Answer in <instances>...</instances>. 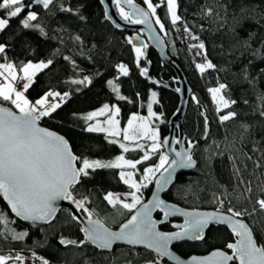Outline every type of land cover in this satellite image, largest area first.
<instances>
[{"label":"snow or ice","instance_id":"6c2138e0","mask_svg":"<svg viewBox=\"0 0 264 264\" xmlns=\"http://www.w3.org/2000/svg\"><path fill=\"white\" fill-rule=\"evenodd\" d=\"M96 2L105 4V0ZM111 3L120 19L127 23L145 25L150 33L156 31L155 24L165 37L170 35V30L178 33L172 41L173 46L177 40L184 43L201 76L209 70L232 75L231 82L217 75L215 86L206 89L217 131L223 134V140L212 136L206 110L200 112L203 117L200 137H176L174 141L161 139L156 122L164 123L163 113L154 111V104L159 103L158 93L149 89L147 115L132 113L123 129L117 119L121 109L115 104H104L82 117L74 113L75 119L84 121V131L104 134L107 144L118 145L121 150V154L107 160L78 154L65 136L41 126V121L52 119L72 93L49 89L35 99H30L27 93L35 83L37 73L61 63L69 66L75 77L77 70L83 72L77 63V53L82 60L95 59L90 53L85 56L83 51L84 48H96L95 43L86 41L81 34H69L68 40L59 35L60 31H66L61 19L88 22L89 17L84 14L87 5H74L71 0H0V36L5 37L0 41V199L5 202L0 206V241L28 240L32 228L42 229L44 225L53 224L60 210L57 201H68L75 209V212H69L68 227L77 231L59 235L58 244L64 249L91 248L102 256V264H116L119 244L127 246L130 253L125 264H136L131 253L137 246L155 254L144 264H161L164 258L171 264H264V243L257 237L254 222L257 215L264 216V0H217L215 7H204L201 0L195 15L215 24L212 32L222 41L216 45V51L228 67H221L210 59L204 36L209 28L204 23L194 28L181 14L180 0H140V3L111 0ZM37 7L41 12L33 10ZM161 8L171 29L157 14ZM44 17L56 18V36L50 35L41 24ZM103 17L111 19L107 8ZM18 18L20 32L13 31L9 38L7 32L11 21ZM115 26L121 27L120 24ZM24 32L55 39L58 45L65 46V50L73 45L76 53L64 54L59 46H55L45 59L35 62L13 60L9 57L12 41ZM150 39L161 42L159 35L150 36ZM135 41H140L139 35L126 38L135 54L133 63L139 76L158 85L160 82L150 76L149 68L142 65V61L151 63L145 52L148 45ZM113 67L116 75L111 79L103 80L100 72L95 75L101 77L118 101L133 103L121 94L118 83L121 77L131 76L129 66L119 62ZM67 83L77 86L75 90L79 91L81 87L93 86L94 80L90 75H81ZM236 89L240 91L239 96L233 95ZM135 97L138 99L140 93H135ZM192 100L198 106L201 103L196 96ZM130 152L142 155L127 158L126 154ZM225 157L228 176L224 183L214 181L199 191L191 189L196 198L208 200L214 206L213 211H188L161 197L169 186H174L178 170L197 169L201 158L211 168L214 160L223 161ZM98 170H112L127 188L123 193L106 190L102 197L117 213L125 216L115 230L90 207L89 195L81 194V188ZM153 183L156 190L145 202L143 190ZM154 212L162 213V217L154 219ZM170 217H183V223L173 225L176 231H160L158 225L166 224ZM17 220L27 223L18 224ZM211 225L218 231L222 228L228 237L222 247L209 245ZM18 228L22 230L18 231ZM73 235L76 238H72ZM180 241L200 242L208 245L210 251L206 255L181 253L179 245L173 244ZM34 244L27 255L23 246L7 253L0 248V264H51L49 258L35 250L43 247L41 242ZM83 264L91 262L84 260Z\"/></svg>","mask_w":264,"mask_h":264},{"label":"trees","instance_id":"16d2710c","mask_svg":"<svg viewBox=\"0 0 264 264\" xmlns=\"http://www.w3.org/2000/svg\"><path fill=\"white\" fill-rule=\"evenodd\" d=\"M71 2L74 5H87L84 14L89 17L88 22L85 24L75 19H68L66 21L61 19L63 28L66 31H60L59 35L63 36L65 40H68L69 34L73 36L81 34L86 41L95 43L97 45L96 48L83 49L85 56H88L90 53L95 59L82 60L77 53V63L80 65V69H82L83 72L81 73L77 70V75L75 77H73L71 68L67 65L62 66L61 63H57L53 69H47L37 73L35 83L27 93L30 99L38 98L39 95H43L44 92L49 89L62 92L69 91L72 93L70 99L67 100L62 108L59 109L57 113L53 114L52 119L46 118L41 121V126L65 136L72 144L74 151H77L78 154L82 153L91 158H100L104 160L114 159L116 155L121 154L118 145L114 146L107 144L104 139V134L102 133H88L84 131V121L82 119H75L73 114L75 113L77 116L82 117L100 108L104 104H115L121 109L118 119L120 120V127L123 128L126 126L127 120L132 113H138L143 116L147 114L146 104L148 90L152 89L158 93L157 99L159 100L158 104H154V111L163 113L164 123H160L159 121L156 122L160 129L162 139L168 133L169 119L175 113L178 105V97L174 92L178 88V85L173 71L166 67L160 61L157 54L150 49L146 53L147 60L151 61L149 64V74L160 83L158 85H153L145 78L140 77L133 63L135 54L131 51V45L126 43V38L132 36V34L113 28L110 23L104 19V11L101 4H98L96 0H71ZM136 2L140 3V0H136ZM154 2H158V0H154ZM225 2H227V0H225ZM216 3L217 0H203L204 7H215ZM180 4L181 14L192 26H194V28L198 27L201 23H204L205 26L209 28V32L205 33L204 36L207 38L210 59H212L214 63L220 64L221 67H228L223 58H221L216 51V45H219L222 41L218 34L212 32V29L215 28V24H210L202 20L198 15H195L201 6V0H180ZM33 10L41 12V9L38 7ZM157 14L160 15L165 26L171 29L169 22L165 19L164 10L162 8L158 9ZM40 22L45 26V30L48 31L50 35H57L56 18L48 19L44 17ZM246 27H251V25H246ZM13 31L20 32L19 18L11 21V28L7 32L9 38ZM177 35L178 33L170 30V35L167 37L163 35V37L168 56L182 71L191 89V96L183 122L185 137L198 138L202 135L203 117L200 115V112L206 110L211 122L212 136L217 140H223V134L217 131L210 94L207 93L206 89L210 86H215L217 75L221 78L226 77L229 82L232 80V75L225 72L217 74L209 70L204 76H201V74L195 70L192 57L187 52L184 43L177 40L175 46H173L172 41ZM241 35H245V33L241 32ZM4 38V36H0V41ZM25 41H27V43H25ZM12 43L13 48L9 52V57L16 61L33 60V62H35L45 59L51 55L55 46H59L61 50L64 51V54H69V51L76 53L75 46L69 45L68 50H65V46L62 44L58 45L57 40H48L47 38L38 36L34 32H24L16 40H13ZM119 62L127 64L131 70V76L121 77L118 83L121 84V94L133 100V103L118 101L111 89L103 83L101 77L95 75L97 72H100L103 73V80L113 78L116 75L113 66ZM142 65L147 67V63L144 61H142ZM65 68H67V70H64ZM234 71L235 69H233V72ZM81 75L92 76L94 85L81 87L79 91H76L75 89L77 86L71 85L67 83V81L71 78H80ZM165 85H167V87H165ZM137 92L140 93L138 99L135 97V93ZM233 95L239 96L240 91L238 89L234 90ZM193 96H196L200 100L201 103L199 106L192 100ZM140 155L142 154L130 152L126 154V157L139 158ZM227 166L228 161L226 157L223 161L220 159L214 160L211 168L207 167L201 158L197 169L179 175L176 178L174 186L164 195V199L186 209L214 210V206L208 200L196 198L191 189L199 191V189L204 188L205 185L211 186L214 181L224 183L228 176ZM140 167L142 168L143 166ZM151 189L152 184L145 189L144 201L147 200ZM106 190L123 193L127 191V188L119 182L118 177L114 176L112 170H98L93 179L89 180L86 185L81 188V194L87 193L91 200L90 207L95 210L96 215L105 219L109 226L116 229L118 224L124 221L125 216L117 213L115 209L103 200L102 197ZM181 193H187V195ZM233 195H235V193H233ZM3 205L0 199V206ZM155 218L160 219V215L157 213ZM254 222L257 229V237L260 242L264 243V216L257 215L254 217ZM17 223L26 225V223L19 222L18 220ZM176 223L177 221H171L162 225L160 229L166 232L172 231V227ZM68 225L69 211L62 209L57 214L52 225H44L42 229L32 228L30 238L24 242L0 241V248L7 253L10 249L19 250L21 246H23L25 255H27L28 249L35 247L34 242L39 241L43 247L36 248L35 250L38 254L49 258L51 264H83L84 260H89L91 264H102V256L97 255L91 248L85 250H78L75 248L64 249L58 244L59 235H69L70 232L73 234L76 233L77 230L75 228L70 229ZM17 230L20 231L22 228H18ZM223 231L222 228L218 231L216 226H211L208 230L209 245L222 247L225 239L228 238L223 234ZM80 235L82 236V234ZM72 238H76L75 235H73ZM178 251L181 253L204 255L207 254L210 249L208 245L196 242L193 244H180ZM129 256L130 253L127 247H117V255L115 257L116 264H125ZM131 256L134 258L136 264H144L147 259L153 257L151 253L138 249H135L134 252L131 253ZM161 264L168 263L161 261Z\"/></svg>","mask_w":264,"mask_h":264},{"label":"water","instance_id":"95a60500","mask_svg":"<svg viewBox=\"0 0 264 264\" xmlns=\"http://www.w3.org/2000/svg\"><path fill=\"white\" fill-rule=\"evenodd\" d=\"M101 7L103 9V11L105 10V8H107L109 15L111 17V19L107 20L110 25L115 28L116 30L119 31H124V32H129L132 34V37H135L137 35L140 36V41H135V43L139 44L141 42L145 43L148 45V47L145 49V52L147 53L148 50H153L158 58L160 59V61L168 68H170L176 78V82L178 85V88L181 89L180 92H177L176 90L174 91L175 94L178 97V105H177V109L175 111V113L170 117L169 122H168V133L162 138H168L170 141H174V139L176 137H185L184 134V127H183V122H184V117L188 108V103L190 100V96H191V89L182 73V71L179 69V67L170 59V57L167 54V47L164 41V37L163 35L159 32L158 26L153 24V28L156 29L155 32H151L149 31V29L145 26V25H133L130 23H127L125 21H123L122 19H120L119 14L117 12V10L115 9L114 4L111 3V0H105V4H101ZM125 10L127 11V6L125 5ZM116 24H120L121 27L117 28L115 25ZM155 35H159L161 37V42L157 43L154 40L150 39V36H155ZM147 67L149 68V64H147ZM179 148V146H177ZM167 149H165L166 151ZM194 169H187V170H178L177 173L175 174L174 177V182L176 180V178L179 175L188 173L190 171H193ZM172 186H169L168 190L166 192H162L160 195L161 197L164 199V195L167 194V192L170 190ZM155 184H152V189L151 192L147 198V200L145 202H147L148 200H150L152 198V194L155 191ZM2 200V199H1ZM3 204H5V202L2 200ZM172 203V202H169ZM57 207L62 210H68L69 212H75L74 206L70 205V203L68 201H57L56 202ZM180 207V206H179ZM182 209L188 210V211H192L194 209H186L181 207ZM59 210V211H60ZM59 211L57 212V214L59 213ZM198 211H213V210H198ZM160 215V218L162 217V213L159 212H154L153 213V218H155L156 214ZM56 214V216H57ZM183 217H170L169 218V222L171 221H177L176 224H182L183 223ZM19 221V220H18ZM22 222V221H19ZM23 223H27V222H23ZM166 223V224H167ZM165 225V224H162ZM162 225H158V229L160 231H162L160 229V227ZM213 226V225H211ZM210 226V227H211ZM173 230L172 231H176L177 229H175L174 227H172ZM115 230V229H114ZM183 243H189V244H193L196 242H191V241H180V242H173L174 246L175 245H180ZM117 247H127L123 244H119ZM128 248V247H127ZM136 249L138 250H144L146 252L151 253L153 256L155 255L154 253L151 252V250L145 249L142 246H137ZM208 254V253H207ZM206 255V254H204ZM162 261L171 264L170 261H167V258H164Z\"/></svg>","mask_w":264,"mask_h":264},{"label":"rangeland","instance_id":"374dc122","mask_svg":"<svg viewBox=\"0 0 264 264\" xmlns=\"http://www.w3.org/2000/svg\"><path fill=\"white\" fill-rule=\"evenodd\" d=\"M163 34V33H162ZM102 107V106H101ZM100 107V108H101ZM99 109V108H98ZM153 109H154V106H153ZM95 110H97V109H95ZM94 111V110H93ZM147 115V114H146ZM145 115V116H146ZM99 119H104V117H100ZM117 119H118V117H117ZM127 125V124H126ZM124 128V127H123ZM122 127H121V129H123ZM128 158V157H127ZM144 196H145V189L143 190V198H144Z\"/></svg>","mask_w":264,"mask_h":264}]
</instances>
